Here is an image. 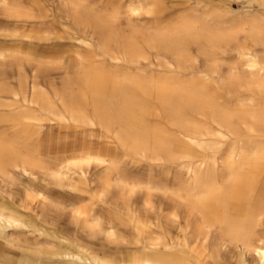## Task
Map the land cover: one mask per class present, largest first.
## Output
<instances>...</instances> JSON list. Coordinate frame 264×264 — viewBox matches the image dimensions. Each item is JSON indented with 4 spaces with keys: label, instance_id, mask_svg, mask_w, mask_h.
Listing matches in <instances>:
<instances>
[{
    "label": "bare ground",
    "instance_id": "1",
    "mask_svg": "<svg viewBox=\"0 0 264 264\" xmlns=\"http://www.w3.org/2000/svg\"><path fill=\"white\" fill-rule=\"evenodd\" d=\"M61 1L81 30L68 36L94 44L96 64L82 61L50 91L28 56L27 0H0V264H264V0L237 14L192 0L198 8L141 35L145 45L115 29L97 38L100 24L77 16L78 0ZM165 3L126 0V9L155 18ZM55 124L100 127L116 153L44 154ZM7 244L39 257L13 263ZM229 244L238 253L226 263Z\"/></svg>",
    "mask_w": 264,
    "mask_h": 264
},
{
    "label": "rangeland",
    "instance_id": "2",
    "mask_svg": "<svg viewBox=\"0 0 264 264\" xmlns=\"http://www.w3.org/2000/svg\"><path fill=\"white\" fill-rule=\"evenodd\" d=\"M115 1L116 0H106V1L93 0L90 2H85L78 0L77 2H79L81 6L78 7L76 14L82 19L85 17L84 19H87V22L89 23L95 22L94 24L96 25L97 22L101 25V27L100 25H98L99 27L98 29H96L97 25L96 26L93 25L95 28L94 34L96 35L97 38L104 39V36L108 34V31H113L115 29L114 32H117L122 36L129 37L128 40L129 39L131 40L132 38L136 39L137 37L136 40L143 45L145 44L144 41L142 42L143 38L141 37L143 36L141 35H146L148 31L151 30L154 27V25H156V23L157 24H161V23L166 24V22L170 23L172 18L174 17L176 18L178 15H180V13L181 14L183 12L186 13L187 11H189L194 7L197 8L199 7L196 4H193L192 0H189L190 2H184L180 0H164V2H166L165 4L166 5L168 4V9H169L168 12L165 11L163 14L160 15L155 14V18H154L153 15H148V14L143 15L142 13L134 14L130 12L128 8L126 9V0H117V2ZM213 1L214 2H209V3H215V5L218 6L219 10L223 9L225 11H229L231 13H236V14L237 12L239 13L240 9L244 5H246V0H213ZM26 3H27L26 7L28 9V12L30 13V16L27 17L26 25H25V30L27 33L26 48L28 49V51L31 52V54H28V56L33 63L37 62V64H39V68L37 72L39 81H41V83L44 86H46L50 91L53 89L55 90L61 89L62 82L65 79L64 75L67 71L72 75V73L76 72L75 71L76 68L81 69L83 71L84 70L83 68L86 67L85 69L89 70L96 64V56L94 55L96 47L94 44H92L91 46H84L78 44L73 39H71L70 36H68V32L66 31L67 27L69 28L71 27L73 28V30L76 31H81V30L75 28V24L72 21V19L69 18V16H67L68 14H70L69 12L70 7H68V5L63 3L61 0H27ZM204 3L205 2L202 1L200 5L202 6ZM112 4H114V6H112ZM111 6L115 7L116 10L114 11V8H112ZM257 7L258 6L256 4L253 5V8L257 9ZM91 8H93V10ZM89 9L91 11H89ZM113 11L115 13H113ZM95 18L99 19L98 20L99 22L96 21ZM162 18L164 19L162 20ZM117 19L119 20L117 21ZM101 23L103 24V28ZM105 24L106 26L107 24L109 26H107L106 28L104 26ZM118 27L119 29L116 30ZM135 27H137V29L138 27L140 28L138 30V33H136V35L132 32L134 31ZM120 29H122L121 33L119 31ZM88 30L90 29L87 28V31ZM142 30L144 33L141 32ZM128 32H131L134 35H131V33H129L131 35L130 36L128 35ZM126 37L125 39L127 40ZM237 39L238 42L240 43L250 42L244 30L238 31ZM113 47L117 49L116 45H113ZM143 48L145 51L149 53L151 59L156 61V58L153 56L151 51L147 49L145 46ZM190 49H191V53L196 54V47L194 45H191ZM232 54L233 51L229 53V56L231 55V58H229L228 60H222V62L224 63V65L222 66V70L224 73L227 72V67H228L227 64H229V62L235 59V53L233 55ZM203 60H204L203 58L200 59L199 63L203 64ZM82 61H85L84 67ZM33 66L35 65H31L26 61V69L28 74L30 73L32 74L34 72L32 70ZM152 67H156V66H152ZM242 68L243 66L240 63L238 70L241 71ZM153 72L155 74L159 73L160 69L155 68ZM168 127L169 128L172 127V129L175 128L169 125ZM60 128L68 129V130H64V131L60 130L55 124L54 127L49 131H50V135L55 136V139L53 138L54 139L53 141L56 140L57 141L55 144H52L53 145L51 149L52 151L50 152L42 151V153L63 154V152H70L73 150H79L88 147L95 149L94 151L96 152L108 154L111 157L114 156L116 153V149H117L116 141L113 140L108 134L104 133L100 127L95 129H86V130H73L77 128L80 129L85 128V127H73V126L72 127L60 126ZM49 138H50L49 135L48 136L45 135L43 140H49ZM65 156H72V154H67ZM91 202L92 201L90 198H86L81 202L82 215L87 214L88 213L87 211H90ZM36 204H37L36 197H33V199H29L26 202V210L29 212L33 208V206H36ZM96 247L99 248V246ZM3 248H5L7 251L15 248L14 250L15 252H10V255H8V257H13L12 259L13 263L16 262L17 259H19L20 262L22 263L24 259L31 258L32 260L34 257H39V253L34 247H27L21 250V248L17 245L11 246V244H7V246L5 247L3 246ZM0 250H2V246H0ZM110 250L114 251V248ZM237 253H238V248L235 247L233 244H229L223 247V255L224 257H227L226 263L230 261H234L235 257H237ZM2 257H5V255ZM230 264L232 263L230 262Z\"/></svg>",
    "mask_w": 264,
    "mask_h": 264
},
{
    "label": "crops",
    "instance_id": "3",
    "mask_svg": "<svg viewBox=\"0 0 264 264\" xmlns=\"http://www.w3.org/2000/svg\"><path fill=\"white\" fill-rule=\"evenodd\" d=\"M58 129L63 130V131L64 130H68V129H61L60 127H58ZM86 129H93V128L85 127L83 129L77 128V129H73V130H86ZM49 130L50 129H48V130L46 129V130L43 131L42 140H41V150L43 152H50V151H52L51 150L52 149V146H53L52 144H55L56 141H57V140L56 141H53L55 139V136L54 135L53 136L50 135V131ZM69 130H72V129H69ZM45 135H47V136L49 135L50 136L49 140H43ZM92 150H95V149L88 147V148H82V149H79V150H73V151H70V153L71 152L92 151ZM60 153H62V152H60Z\"/></svg>",
    "mask_w": 264,
    "mask_h": 264
}]
</instances>
